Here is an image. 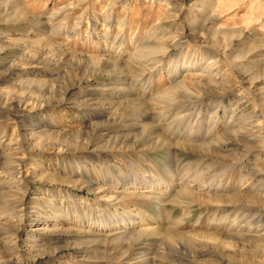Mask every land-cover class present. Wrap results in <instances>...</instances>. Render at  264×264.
<instances>
[{"label":"rangeland","instance_id":"374dc122","mask_svg":"<svg viewBox=\"0 0 264 264\" xmlns=\"http://www.w3.org/2000/svg\"><path fill=\"white\" fill-rule=\"evenodd\" d=\"M0 264H264V0H0Z\"/></svg>","mask_w":264,"mask_h":264}]
</instances>
